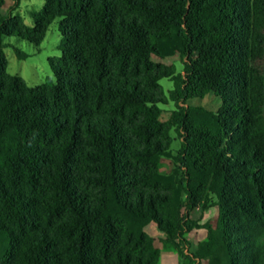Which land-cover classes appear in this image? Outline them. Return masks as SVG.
Segmentation results:
<instances>
[{"label":"trees","instance_id":"trees-1","mask_svg":"<svg viewBox=\"0 0 264 264\" xmlns=\"http://www.w3.org/2000/svg\"><path fill=\"white\" fill-rule=\"evenodd\" d=\"M7 1L0 37L40 45L60 19L63 42L37 86L0 49V264H264V0H45L32 26ZM175 54L181 72L153 59ZM210 93L218 109L188 105ZM211 205L189 255L187 211Z\"/></svg>","mask_w":264,"mask_h":264},{"label":"rangeland","instance_id":"rangeland-1","mask_svg":"<svg viewBox=\"0 0 264 264\" xmlns=\"http://www.w3.org/2000/svg\"><path fill=\"white\" fill-rule=\"evenodd\" d=\"M45 4V0H19V3H15L11 0L7 1L1 9L2 13L7 15L13 12L14 15H20L25 20L26 24L32 26L34 24L33 14L42 10ZM59 21L55 20L49 30L43 42L40 45H35L24 39L17 37H0V49L4 51L7 59V67L9 73L13 75L21 76L28 85L37 86L45 82L49 77H54L55 73L52 68V63L57 65L59 58L61 57L60 45L62 44V36L59 31ZM16 49H20L27 57L20 59L17 55ZM153 59L157 62H162L167 65H175L178 72L183 70L182 59L179 54H175L166 59L153 56ZM166 94L173 89L174 83L168 78L161 80ZM221 99L213 94H208L204 98H196L190 100L188 105L190 106H204L210 110H216L221 106ZM163 108L162 120L169 119L173 110H175V104L169 101L166 105H161ZM174 138L171 149L164 154L160 163L161 172L169 177L177 176V152L180 149L183 137L176 131L172 132ZM189 218L199 224L198 227H193L186 233V242L184 244L185 252L191 255L197 249L198 244L205 240L207 237V230L204 228L206 224L215 226L218 221L219 208L216 205H211L207 209L196 208L192 211H187ZM148 231L155 234L158 238V244L162 247L160 232L156 226H150ZM163 254L168 253L167 250L163 251ZM190 257L180 258L179 264H188ZM191 264H208L207 261H198Z\"/></svg>","mask_w":264,"mask_h":264},{"label":"crops","instance_id":"crops-1","mask_svg":"<svg viewBox=\"0 0 264 264\" xmlns=\"http://www.w3.org/2000/svg\"><path fill=\"white\" fill-rule=\"evenodd\" d=\"M150 226H156V225L151 224V225L148 226V228ZM148 228H147V231H148ZM152 235L156 237L155 234H152ZM162 238H164V234L163 233H162V237L160 239H162ZM156 239L158 240L157 237H156ZM163 251H165V250H163ZM163 251H162V255H161L160 264H179V262H180L179 259L181 257H180V255H179V253L177 251H175V250H167L168 253H166V254H163L164 253Z\"/></svg>","mask_w":264,"mask_h":264}]
</instances>
